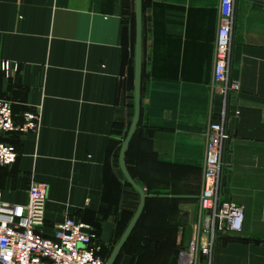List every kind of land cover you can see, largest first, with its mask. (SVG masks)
<instances>
[{
    "label": "crops",
    "instance_id": "0c3cea01",
    "mask_svg": "<svg viewBox=\"0 0 264 264\" xmlns=\"http://www.w3.org/2000/svg\"><path fill=\"white\" fill-rule=\"evenodd\" d=\"M134 12L135 0H0V99L17 126L37 115L35 130L0 136L17 152L0 165L2 200L25 205L29 185L45 184L43 234L66 218L89 225L105 262L139 205L119 167L134 115ZM219 22L220 0H141L140 116L124 161L146 199L114 264H169L189 242L205 134L223 112ZM3 62L19 71L7 78ZM228 73L239 89L227 98L221 198L244 219L201 264H264V0L233 2Z\"/></svg>",
    "mask_w": 264,
    "mask_h": 264
},
{
    "label": "built area",
    "instance_id": "2783aa9c",
    "mask_svg": "<svg viewBox=\"0 0 264 264\" xmlns=\"http://www.w3.org/2000/svg\"><path fill=\"white\" fill-rule=\"evenodd\" d=\"M234 0H220L213 64V90L221 97L223 112L220 122L211 123L206 131L202 189L198 199V217L192 237L177 255V264H201L209 258L214 241L225 233L242 230L243 207L221 198L222 157L229 138L225 128L227 98L238 91V84L229 80L231 30ZM7 78L19 71V65L3 62ZM23 124L14 122L12 103L0 99V133H25L37 127V115L25 113ZM17 152L0 142V165L16 162ZM25 205L4 202L0 194V264H105L100 257L101 245L89 225L66 218L51 236L43 234L46 186L40 182L29 185Z\"/></svg>",
    "mask_w": 264,
    "mask_h": 264
},
{
    "label": "water",
    "instance_id": "95a60500",
    "mask_svg": "<svg viewBox=\"0 0 264 264\" xmlns=\"http://www.w3.org/2000/svg\"><path fill=\"white\" fill-rule=\"evenodd\" d=\"M135 76H134V115L132 118V122L130 128L128 130L127 136L122 144L120 153H119V167L121 173L123 174L127 183L138 193L139 195V205L138 208L133 215L131 221L127 225L126 229L122 233L119 241L115 245L114 249L112 250L110 256L108 257L105 264H114V261L119 254L121 248L123 247L126 239L130 235L131 231L135 227L145 204V193L144 191L133 181L131 176L129 175L126 166H125V152L126 149L132 139L134 131L137 127L139 116H140V80H141V0H135ZM3 133H0L2 136ZM195 212V206L192 205L190 207V213L192 219L190 221L191 224L194 223L193 217ZM113 232V224L109 221H106L102 224V233H101V242L108 244L110 243L111 236ZM192 236V228L190 229V237L189 241L191 240ZM169 264H177L176 257H173Z\"/></svg>",
    "mask_w": 264,
    "mask_h": 264
},
{
    "label": "rangeland",
    "instance_id": "374dc122",
    "mask_svg": "<svg viewBox=\"0 0 264 264\" xmlns=\"http://www.w3.org/2000/svg\"><path fill=\"white\" fill-rule=\"evenodd\" d=\"M118 236H119V234L117 233V234L113 237V239H112V245L115 244V242H116L117 239H118Z\"/></svg>",
    "mask_w": 264,
    "mask_h": 264
},
{
    "label": "trees",
    "instance_id": "16d2710c",
    "mask_svg": "<svg viewBox=\"0 0 264 264\" xmlns=\"http://www.w3.org/2000/svg\"><path fill=\"white\" fill-rule=\"evenodd\" d=\"M119 235H121V234H119Z\"/></svg>",
    "mask_w": 264,
    "mask_h": 264
}]
</instances>
